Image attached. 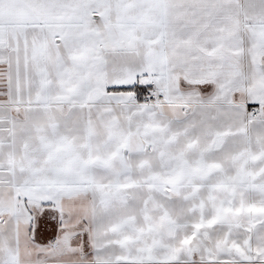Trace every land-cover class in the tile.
I'll return each instance as SVG.
<instances>
[{"label": "snow or ice", "instance_id": "obj_1", "mask_svg": "<svg viewBox=\"0 0 264 264\" xmlns=\"http://www.w3.org/2000/svg\"><path fill=\"white\" fill-rule=\"evenodd\" d=\"M0 264H264V0H0Z\"/></svg>", "mask_w": 264, "mask_h": 264}]
</instances>
